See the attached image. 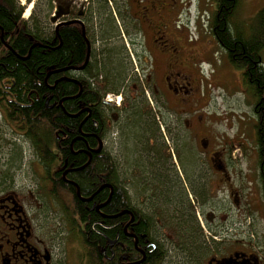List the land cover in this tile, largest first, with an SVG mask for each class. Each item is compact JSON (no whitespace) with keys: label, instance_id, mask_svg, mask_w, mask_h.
<instances>
[{"label":"flooded vegetation","instance_id":"obj_1","mask_svg":"<svg viewBox=\"0 0 264 264\" xmlns=\"http://www.w3.org/2000/svg\"><path fill=\"white\" fill-rule=\"evenodd\" d=\"M13 1L19 9L20 19L29 23L33 48L57 44L51 49L56 51L62 45L64 30H76L80 34L86 51L83 59L78 60L76 66L67 64V70L63 72L50 69L46 76L54 77L49 89H53L57 82L69 80L76 84L79 92L68 97L71 99L79 96L83 83L92 82L97 90V123L90 119V109L82 108L83 104L78 106L79 110L72 113L75 114L74 118L87 113L77 128L82 138L74 136L68 144L63 134L64 141H53L46 154L40 156L32 139L18 131L3 110L0 112V264H88V255L84 249L97 252V236L104 241L101 249L105 260H119L125 264H151L146 257L152 256L153 264H167V248L154 235V228H168L164 223L166 221L184 224L193 222L198 226V220L196 222L195 219L183 217L181 205L172 206L164 212L159 211L154 206L153 198L156 195L165 196L164 188L152 187L151 180L144 176H141L142 185L139 187L135 175L129 169L134 157L131 155L133 150L129 153L130 161L126 164H122L113 151L116 146L123 147L125 142L122 139V131L126 127L124 116L127 121L138 115L147 121L144 112L146 107L152 109L156 116L162 115L165 110L176 117L193 112L191 103L197 91L194 75L197 65L204 62L205 58L198 53L199 50L208 51L214 45L212 40L215 37L210 24L214 20L212 13L216 11L215 4L212 0L208 2L212 10L207 16L206 29L210 37L207 39L205 33L200 36L195 32L193 35L189 33L190 22H185V12L189 10L190 2L186 0ZM237 1L239 8L240 1ZM204 3V0L196 2L197 10L203 15L207 11ZM258 13L240 20L245 26V34L251 25L248 19L253 18L254 23L258 22ZM15 25L19 29L24 28L20 22ZM3 34L0 27V42L5 44ZM2 47L5 51L10 50L9 45ZM87 52V62L83 69H79L87 58ZM95 53L97 82L91 79L87 70L90 54ZM257 59L258 64L264 65V46L259 48ZM90 63L94 64L92 60ZM44 105L48 109L52 108L47 107L48 100ZM58 107L63 114H69L63 108L62 101L58 102ZM252 113L254 124L250 136L243 128L241 158L248 162L246 171L253 174L259 203L256 213L264 217V108H258L256 102ZM88 120L90 124L97 125V135L91 134L88 137L82 134L81 125ZM152 128L157 129L156 126ZM186 128L190 129L188 120ZM247 135L250 137L251 149L246 145ZM111 139L119 140V144L108 145ZM19 142L27 146V152L18 146ZM208 148L207 144L201 149L205 151ZM221 155L222 153L210 152L208 164L215 173L221 175L219 181H227V167L222 164ZM107 157L113 159L109 171L112 179L110 183L103 182L98 186V189H106L107 195L103 200H97V175L91 178L90 170L96 167L98 161ZM135 160L138 159L135 157ZM208 164L206 162L207 168ZM118 166H122L124 172L118 171ZM217 168L220 170L217 171ZM83 171H87L88 175L81 173ZM245 177L246 175L243 178ZM49 191H56L57 198ZM117 191L121 192L125 203L109 214H115L111 219L113 223L108 222L109 227L113 226L111 230H115L110 238L103 235L99 227L105 225L102 220L108 219L102 209ZM50 208L59 211L61 215L66 232L64 249H59L57 238H54L53 226L48 218ZM97 214L99 218H107L97 220ZM208 219L211 220L210 217ZM140 223L141 227L137 231L134 226ZM206 225L209 236L212 232L210 237L215 239L214 231ZM107 227L103 228L108 230ZM152 235L154 238L150 240ZM69 236L81 247L75 258L72 257L75 251L68 249L71 242L68 241ZM183 238L181 235L176 238L181 250ZM109 242H112L111 245ZM86 243H93L95 247L84 246ZM128 243L138 253L139 259L125 252ZM263 244L262 235L252 248L245 243L222 255L212 253L208 259H212L211 264H223L222 259L240 253L245 256L230 264H264ZM158 249L163 258H160ZM106 250L110 253L109 257Z\"/></svg>","mask_w":264,"mask_h":264},{"label":"trees","instance_id":"obj_2","mask_svg":"<svg viewBox=\"0 0 264 264\" xmlns=\"http://www.w3.org/2000/svg\"><path fill=\"white\" fill-rule=\"evenodd\" d=\"M212 2L215 4L216 8V11L212 13L214 20L210 24L213 36L215 37L213 38L226 52L229 64L233 68L242 72V81L244 85H246L252 98H254L255 103L257 102L258 108H264V67L262 64H258L257 59L259 48L264 46V19H261L262 14L258 16L259 21L256 23H254L253 18L248 19V22H250L251 25L247 30L249 35L245 36V26L241 21L238 27H232L231 24H229L233 15L237 12L238 1L212 0ZM19 22L24 26L23 29L16 27L17 25L15 24ZM0 27L4 31L3 40L5 42V44L0 42V112L3 110L9 122L12 123L18 131L24 132V135L29 139H32L34 148L40 156L46 154L49 144L53 141L65 140L69 144L74 136L82 138L78 133L77 128L87 113L84 112L76 118H74L75 114L72 113L77 112L79 110L78 106L81 107L83 104L84 107L82 108L90 109V119L97 123V90L93 83H83V88L79 96L71 99L68 97L75 96L79 92L76 84L69 82V80L57 82L53 89H49V87H52L53 85L54 77L46 76L50 69H52V71L63 72L67 70V64L70 63L69 65L72 64L71 66H76V62L81 58L83 59L86 51H84L80 34H78L76 30H64L61 36L62 45L56 51H51V49L57 44L49 45L46 48H33L29 23L20 19L19 9L13 0H0ZM1 45H9L10 50L5 51ZM91 60L94 64L90 63ZM87 66L89 75L90 77L92 76L91 79H94V81L97 82V53L90 54V61ZM69 74L73 75L71 72H69ZM45 78L46 83H44ZM46 100H48L47 107H52L51 109L46 108L44 105ZM59 101H62L63 108L69 114L62 113L61 109L58 107ZM144 110L146 111L145 115L148 118L147 121L139 115L137 118L134 116L133 120L127 121V118L124 116L123 119L126 127L122 131V138H127V141L129 140L133 144L132 156L134 157L130 163L129 169L134 175L140 174L149 179L148 174H151L149 172L150 166L154 167L155 165H150L148 161L145 162L141 159L148 158L150 155L148 151L153 146L149 145V140L154 135H157L160 124L151 110H148L147 107ZM70 113L72 116H70ZM163 122L165 123V121ZM95 125L90 124L89 120L86 121L81 125L82 134L87 136H90L91 134L97 135L98 130L97 125ZM153 126H156L157 129L154 130L152 128ZM63 134L65 138L64 140ZM92 140L93 139H89V141ZM132 150H130V152H132ZM135 157L138 160H135ZM153 159L154 158H152V160ZM154 160L152 162H154ZM180 162L182 164V161ZM155 163L160 167L158 161L155 160ZM112 164L113 159L107 157V159L98 161L96 167L90 170L92 172L90 174L91 178H95V175H97V200H103L107 195V190L98 189V186L103 182H111L110 179H112V177L109 174V171L112 168ZM153 171L155 170L153 169ZM182 171L188 184H186V186L190 188L187 187L194 198H200L203 191L206 192L205 194L207 196H211V184H208L206 189H204L205 186H200L199 190H197L188 179L184 167L182 168ZM81 173L88 175L87 171ZM175 179H178V182L181 181L182 189L173 194L178 196V199L181 200L180 203H177L175 199L170 202L168 198L166 199L167 195L162 196V199L160 195H156V197L153 198V203H155L154 206L159 211L164 212L172 206L181 205L183 207V213L190 212V219L196 220L194 211H192L190 206L187 190L184 188V183L181 177L179 176V178H177L175 176L174 180ZM136 180L139 187H141L142 179H140L141 184L139 179ZM149 180L158 187L162 184L165 185V182L167 185H170V179L161 172L152 174V179L150 178ZM173 183L175 186L177 185L176 180L173 181ZM51 193L57 198L56 191ZM121 197L122 195L120 191L114 192V195L110 198L109 202L103 207L102 212L107 215L109 221L106 219L107 217L99 218L97 214V220L106 219L102 220L106 226L102 224V227H99V229L103 235L110 238L115 230H111L113 226L109 227L110 223L108 222L113 223L111 219L115 217V214H109L114 213L113 211L124 206L125 201ZM164 223L172 229L171 231L175 235H181L184 237L182 250L188 253L187 256L193 257L191 258L193 263L205 254L202 246L193 250L191 254L188 251L192 248V243L197 244L198 240L199 242L203 240L199 225L197 226L193 222L184 224L179 221H166ZM103 227H107L108 230ZM140 227L141 223L138 224V226L135 225L134 229L138 231ZM158 234L157 228H154V235L158 236ZM154 235L149 237V239L153 240ZM210 236L212 237V232H210ZM103 242L102 238L97 236V252H88L82 248L84 249L85 254L88 255V264H125L119 260H105L102 256L101 249L104 244ZM125 244L126 242H124V245ZM84 246H90L91 248L95 247L93 243H86ZM125 249H127L125 252L135 255L139 259L138 253L131 249L129 243L126 245ZM157 252L161 258L162 255L160 254V249H158ZM106 253L109 257L110 253L108 250H106ZM181 254H183V252H181ZM187 259L188 261L186 264L191 261L190 258ZM146 260L151 264L154 262L152 256L146 257Z\"/></svg>","mask_w":264,"mask_h":264},{"label":"rangeland","instance_id":"obj_3","mask_svg":"<svg viewBox=\"0 0 264 264\" xmlns=\"http://www.w3.org/2000/svg\"><path fill=\"white\" fill-rule=\"evenodd\" d=\"M187 1L190 4L188 5L189 10L185 12V22H190L188 24L189 33L193 35L195 32L198 36L201 33H205L206 38L209 37L206 29V16L212 10L210 3H208L209 0H204L207 10L204 11L206 12L204 16L201 11L197 10V0ZM239 1V8L229 22L232 27H238L240 20H246L250 16L253 17L257 12H259L258 16L262 14L261 19H264V0ZM198 54L205 58L203 64L197 65V72L194 75L197 91L191 103L193 112L191 114H182L179 117L168 112V110H165L162 115L157 114L160 130L157 135H154L149 140V145L153 146L148 151L150 153L149 159L147 157L142 159L145 162L148 161L150 165H155L154 167L150 166L149 172L151 174H148L149 179L152 174L158 172L170 179V185H167L166 182L165 185H161V188H164L165 195H167L166 199L168 198L170 202L173 199L177 203L181 201L177 195H173L176 191L179 192L182 189L181 181L178 182V179H175L177 182L175 186L173 183L175 181L174 177H181L184 188L187 190L190 206L198 220L200 233L203 235V240L200 242L198 240L197 244L192 243V248L188 251L191 254L193 250L202 246L205 254L197 259L196 263L206 264V260L211 253L222 255L223 253L231 252L238 246L242 247V244L245 243L250 244L252 248L254 242L260 236H264V217L258 216L256 213L259 203L256 198L253 174L249 173L248 170L246 171L248 162L241 158L242 146L240 143L243 141V128L246 129L250 136V130L254 124L252 119V109L255 106L254 98L246 91L247 88L241 78L242 72L229 64L226 52L215 41L208 51L199 50ZM262 66L264 67L263 64ZM151 101L153 100L151 99ZM160 107L161 110H164L162 106ZM148 110L152 111L150 108ZM144 112L146 111L144 110ZM187 120L189 121L190 129L186 128ZM163 121H165L166 125ZM249 136H245L248 140L246 145L251 149ZM122 139L125 140L122 144L123 147L118 148L116 146L113 153L117 154L122 164H126L130 161L129 153L133 144L129 140L127 141V138ZM201 140H206L208 143L209 148L205 150L206 152L200 146L197 147ZM118 141L111 139L108 141V145L119 144ZM18 144L21 149L27 152V146L20 142ZM210 152L222 153L220 159H222V164L224 163L227 167L229 176L227 181L225 179L219 181L221 175L215 173L209 166L208 156ZM131 155L133 154L131 153ZM152 158L160 163V167L156 165L154 159V162H152ZM179 160L182 161V164ZM206 162L209 168H207ZM181 167H184L187 177L195 189L199 190L200 186H205L204 189H206L208 184H211V196H207L205 191L202 192L200 198H194L193 195H190ZM118 171L124 172L123 167L118 166ZM244 175H246L245 178H243ZM141 176L140 174H135L136 179L140 180ZM152 184V187H157L156 184ZM170 187L171 189L169 190ZM195 212H198V214ZM190 216V212L183 214V217L187 219H190ZM48 218L51 220L50 225L53 226L54 238H57V242L60 245L59 249H64L63 243L66 232L61 222L59 211L50 208ZM206 224L209 225L210 230L214 231L215 239L209 236ZM171 230L169 227H157L158 238L164 242L168 251L167 264H186L187 258L191 260L187 264H191V258L193 257L187 256L188 253L180 249L177 244V235ZM69 240L71 242L68 249L75 251L73 255L71 254L75 258L77 250H80L81 247L74 243L72 236H69Z\"/></svg>","mask_w":264,"mask_h":264},{"label":"water","instance_id":"obj_4","mask_svg":"<svg viewBox=\"0 0 264 264\" xmlns=\"http://www.w3.org/2000/svg\"><path fill=\"white\" fill-rule=\"evenodd\" d=\"M86 63V62H85ZM202 143V142H201ZM203 147H204V145H203ZM243 257V255H239V254H234V258L233 257H230V258H228V259H224L223 260V264H230L233 260H236V259H238V258H242Z\"/></svg>","mask_w":264,"mask_h":264},{"label":"bare ground","instance_id":"obj_5","mask_svg":"<svg viewBox=\"0 0 264 264\" xmlns=\"http://www.w3.org/2000/svg\"><path fill=\"white\" fill-rule=\"evenodd\" d=\"M87 59H88V52H87V58H86L85 62H87ZM85 62H84V64H83V66L80 67L79 69H83V68H84V66H85V64H86ZM97 209H98V208H97ZM111 243H112V242H109L110 245H111Z\"/></svg>","mask_w":264,"mask_h":264}]
</instances>
